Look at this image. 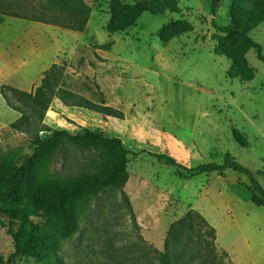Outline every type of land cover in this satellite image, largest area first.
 I'll list each match as a JSON object with an SVG mask.
<instances>
[{
	"label": "rangeland",
	"instance_id": "obj_1",
	"mask_svg": "<svg viewBox=\"0 0 264 264\" xmlns=\"http://www.w3.org/2000/svg\"><path fill=\"white\" fill-rule=\"evenodd\" d=\"M3 1L36 6L41 0ZM83 1L91 8L83 32L23 19L0 27V92L10 104L0 94V157L26 159L36 148L34 138L44 141L19 173V200L0 208L22 212L59 180L97 173L94 156L103 143L89 131L124 143L129 178L122 189H107L82 208L78 232L62 242L66 264H159L169 225L189 209L215 229L226 264H264V207L249 201L246 178L230 170L191 176L159 157L192 168L220 163L230 153L264 173V65L249 50L245 62L256 74L242 83L226 76L232 62L213 53L219 35L212 39V22L228 23L231 0H217L214 13L211 0H177L179 14L143 13L114 34L106 30L112 6L131 8L139 0ZM170 22L189 23L193 31L162 44L159 31ZM250 37L264 55V22ZM106 44L108 50L97 49ZM52 64L64 68L66 86L81 97V106L55 99L38 120L8 88L34 90ZM19 111L29 117V135L11 128ZM257 180L264 187V174ZM7 223L0 218V264H38L8 262L13 247Z\"/></svg>",
	"mask_w": 264,
	"mask_h": 264
},
{
	"label": "trees",
	"instance_id": "obj_2",
	"mask_svg": "<svg viewBox=\"0 0 264 264\" xmlns=\"http://www.w3.org/2000/svg\"><path fill=\"white\" fill-rule=\"evenodd\" d=\"M217 0H211V12L214 13ZM181 9L177 0H139L131 8H111L107 32L114 34L124 31L141 14L150 15L179 14ZM91 8L83 0H41L33 6L25 3H9L0 0V23L4 17L25 19L33 22L56 26L73 32H83L90 18ZM123 19L120 21V19ZM126 19V20H124ZM264 22V0H231L228 9V23L212 28L218 38L213 49L216 56L232 62L226 72L229 79L250 82L255 77V70L245 62L249 50L264 65L262 47L255 42L250 33ZM193 26L185 22H170L159 31L162 44L171 39L188 34ZM109 45H100L97 49L108 50ZM240 61L241 64H238ZM16 99L26 106L38 120H43L52 102L56 99L63 106L77 108L81 106V97L68 89L64 81V68L52 64L42 73L40 84L27 92L8 88ZM7 106V97L0 92ZM99 94L101 92L99 91ZM104 103L103 99L100 100ZM20 112V117L11 124L13 130L31 134L28 128L29 117ZM88 137L103 143L94 156L97 173H79L63 178L53 184L44 193L34 198L30 206L16 213L10 208H0V218L8 221L7 233L12 239L13 252L8 262L14 258L33 260L38 264H66L60 255L62 242L69 240L79 229V215L82 208L98 194L107 189H122L127 183L129 150L119 138H105L85 131ZM233 139L241 147L246 141L232 132ZM35 139L36 148L26 159L16 154L0 157V203H15L22 191L20 171L44 147V141ZM168 166L188 171L191 176L200 174H222L230 170L246 178L250 192L249 201L255 207H264V187L257 180L263 172H253L235 160L230 153H225L220 163L211 162L186 168L173 157L159 155ZM182 175V173L179 172ZM215 229L206 219L189 209L183 216L173 221L166 232L163 251L158 254L159 264H226L227 254L215 246ZM229 264L231 262L228 260ZM8 264V263H6Z\"/></svg>",
	"mask_w": 264,
	"mask_h": 264
},
{
	"label": "crops",
	"instance_id": "obj_3",
	"mask_svg": "<svg viewBox=\"0 0 264 264\" xmlns=\"http://www.w3.org/2000/svg\"><path fill=\"white\" fill-rule=\"evenodd\" d=\"M16 20H20V19L19 18H13V17H4L3 21L0 23V27L8 24V22H15ZM23 20H25V19H23Z\"/></svg>",
	"mask_w": 264,
	"mask_h": 264
}]
</instances>
